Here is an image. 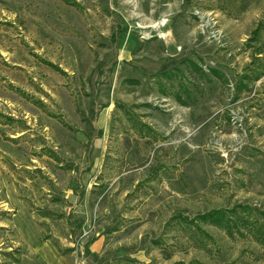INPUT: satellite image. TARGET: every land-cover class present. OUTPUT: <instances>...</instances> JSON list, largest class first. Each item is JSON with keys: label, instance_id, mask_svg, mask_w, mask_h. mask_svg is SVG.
<instances>
[{"label": "rangeland", "instance_id": "374dc122", "mask_svg": "<svg viewBox=\"0 0 264 264\" xmlns=\"http://www.w3.org/2000/svg\"><path fill=\"white\" fill-rule=\"evenodd\" d=\"M261 23L264 0H0V264H74L94 221L83 264H264L198 220L264 221V77L235 94Z\"/></svg>", "mask_w": 264, "mask_h": 264}, {"label": "trees", "instance_id": "16d2710c", "mask_svg": "<svg viewBox=\"0 0 264 264\" xmlns=\"http://www.w3.org/2000/svg\"><path fill=\"white\" fill-rule=\"evenodd\" d=\"M262 39H264V23L259 24L253 31V38L249 43L251 45L252 42H258V45L254 48L253 63H251V65L246 68V72L242 74V76H240L236 82L235 94L237 97L243 93L252 92L250 86L255 85L264 77V40ZM43 63L53 70L64 74V72L59 67L48 62ZM183 66L188 67V69H193L196 75L206 82L211 81V77L215 76L219 79L220 83H227L226 76L222 72L217 69H213L209 70V73H206L200 67L199 63L195 62L194 60H185L183 62ZM252 66L254 69H252ZM176 72L183 74V70L181 68L175 67L172 70H166L162 72L160 75L162 78L168 80V84L172 90H177L176 94L178 101L185 103L183 102L182 94H192V92L188 87H184L183 84H181L178 89L174 86V84L177 82V74H175ZM161 85L163 86L162 83ZM260 215L264 217V212ZM254 216L256 217L254 210L239 206L230 211L216 210L209 212L205 215L199 216L198 220H200L205 225H213L217 227L230 237H234L235 232L242 233V231H246L255 237L258 245L264 247V221L260 220L258 217H256L258 219H255Z\"/></svg>", "mask_w": 264, "mask_h": 264}, {"label": "crops", "instance_id": "0c3cea01", "mask_svg": "<svg viewBox=\"0 0 264 264\" xmlns=\"http://www.w3.org/2000/svg\"><path fill=\"white\" fill-rule=\"evenodd\" d=\"M74 209V211L77 209V206H74L69 208V211H72ZM81 209L79 208L78 211H80ZM74 213H78V212H74ZM70 214H68L69 216ZM52 216L53 218H55L52 214H46L44 215V218H48ZM85 233H88L87 236H84ZM105 242V237L104 235H102V232H97L96 231V222H92L90 223L87 227H83L79 238H77V240H75L73 243H71V250H69V253L72 252L74 258H75V263L74 264H83L80 262L79 258L82 257L84 255V246H85V250H87V253L89 252V254H95V253H99L104 245ZM88 254V255H89ZM80 256V257H79Z\"/></svg>", "mask_w": 264, "mask_h": 264}, {"label": "built area", "instance_id": "2783aa9c", "mask_svg": "<svg viewBox=\"0 0 264 264\" xmlns=\"http://www.w3.org/2000/svg\"><path fill=\"white\" fill-rule=\"evenodd\" d=\"M87 235H88V233H85V234H84V236H87Z\"/></svg>", "mask_w": 264, "mask_h": 264}]
</instances>
